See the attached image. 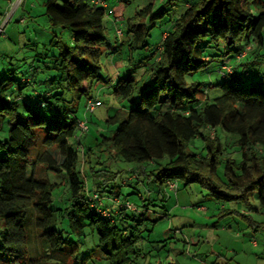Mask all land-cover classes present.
Instances as JSON below:
<instances>
[{
  "label": "trees",
  "instance_id": "16d2710c",
  "mask_svg": "<svg viewBox=\"0 0 264 264\" xmlns=\"http://www.w3.org/2000/svg\"><path fill=\"white\" fill-rule=\"evenodd\" d=\"M103 1L105 8L90 0H45L49 27L69 32V45L46 66L57 75L39 79L34 67L20 77L13 71L0 76V264H88L92 258L135 264L157 222L146 215L154 199L143 198L139 187L164 202L170 182L196 184L220 205L249 207L255 195L258 220L239 215L249 227L264 231V80L258 68H249L264 58V0L185 2L155 53L146 57V90L134 101L138 81L130 74L117 76L112 92L130 106L108 117L106 133L96 131L88 143L81 138L89 126L79 132L77 113L80 99L91 98L94 85L110 83L100 62L109 46L104 20L124 18L133 0ZM175 2L149 0L137 7L133 17L124 19L116 48L127 38L135 49ZM214 59L219 61L216 81L192 78ZM196 138L202 140L203 153L187 150ZM100 153L106 162L134 165L131 170L139 176L121 183L133 192L123 194L114 184L119 171L104 170ZM84 165L90 189L82 177ZM48 172L63 175V182H50ZM131 195H137L139 205ZM93 197H104L105 204L97 206ZM53 201L56 208H50ZM232 213L238 214L221 207L218 214ZM89 245L77 259L79 249Z\"/></svg>",
  "mask_w": 264,
  "mask_h": 264
},
{
  "label": "rangeland",
  "instance_id": "374dc122",
  "mask_svg": "<svg viewBox=\"0 0 264 264\" xmlns=\"http://www.w3.org/2000/svg\"><path fill=\"white\" fill-rule=\"evenodd\" d=\"M44 1L22 0L20 5L16 6L17 0H0V14H2L0 25L9 16L4 35H0V76L2 72L9 74L13 71L16 77H20L21 74L29 72L34 67L38 71L36 76L39 79H51L57 75L56 71L46 69V66H50L51 56L57 54L59 48L69 45V32L49 27L44 14ZM148 1L133 0L124 13V19L133 17L137 7H142ZM193 1L195 0H176L172 7H167L165 17L154 27L148 28L147 35L142 37L146 46L140 47L142 41H138L133 46L136 47L135 49H130L128 44H125L121 51H116L111 55H107L106 51L102 53L101 71L109 80L113 81L119 75L130 74L138 81V90L133 95L134 101L138 100L140 92L147 88L149 72L146 70L148 65L146 57L155 53L170 20L180 12L184 3ZM248 9L254 13L253 4ZM104 22L106 23L107 41L114 46L115 28L113 30L110 28L107 18ZM122 28L120 26V29ZM52 33H55V39L52 37ZM262 35L264 38V29ZM51 40L58 42V47L50 46ZM260 52L264 56V46ZM138 60L141 61L138 62ZM218 63L219 61L214 59L205 70L192 75V78L200 81H216L218 78L215 75V70ZM252 67L255 70L258 68L259 77L264 80V58L260 59L258 65L249 66V68ZM190 80L191 77H188L187 81ZM212 95L210 93L209 96ZM90 96L99 100L101 106L97 107L93 113L85 114L83 108L85 98L82 97L77 115L79 121L89 120V132L85 134L82 141L93 143V138L97 136L96 131L98 132L99 127V132L106 133L104 125H106L107 118L118 111L126 112L130 104L128 101L116 98L112 89L103 84L94 85ZM215 134L223 140V134L219 130H216ZM202 148V140L198 138L192 140L187 146L188 151L196 153H203ZM227 152L231 154L232 150L228 149ZM100 156H102L101 161H104L101 163L104 170L119 171L118 177L113 180L115 185L127 183L130 179L139 176L136 172H132L133 164L121 161L106 162V155L100 153ZM230 156L235 157L237 154ZM95 168L99 169L101 166L97 165ZM86 173L87 165H84L82 177L86 182V188L90 189L91 178ZM218 174L222 177V166L218 168ZM45 176L53 183L64 180L63 175L50 172ZM153 186L150 184L151 188H155ZM120 190L123 194L133 192L131 187L124 185H121ZM139 192L145 199H154L153 205L155 206L149 205L146 215L157 222L149 234L148 241L145 239L142 241L144 256L138 259L135 264H264V231L249 227L239 215L243 212L244 214L248 213L253 220H258L259 216L253 212L258 207L255 195L250 200L248 207L239 202L220 205L207 198L206 190L196 184L187 187L178 184L174 190H165L164 202H160L158 196L144 191L143 187H139ZM60 195L63 196L61 193ZM130 197H132V203L140 204L137 195ZM157 197L158 200H155ZM96 198L98 200L95 201L100 206L105 204L104 197ZM117 203V200L112 202L115 205ZM57 206L54 201L50 204V208ZM221 207L238 214L232 213L227 216L218 214ZM2 228L3 225L0 222V231ZM91 248L92 246L89 245L86 249H79L75 257L81 259ZM99 263L103 264V261L92 258L88 264Z\"/></svg>",
  "mask_w": 264,
  "mask_h": 264
},
{
  "label": "built area",
  "instance_id": "2783aa9c",
  "mask_svg": "<svg viewBox=\"0 0 264 264\" xmlns=\"http://www.w3.org/2000/svg\"><path fill=\"white\" fill-rule=\"evenodd\" d=\"M21 1L22 0H17L16 6H19ZM90 2L95 4V5L102 6L104 8L106 7V3L103 0H90ZM8 21H9V16L5 20L2 21V23L0 25V35H4V29H5V26L8 23ZM115 37L118 40H120L122 38V30L120 28H116L115 29ZM248 50H249V48H246L241 56H243ZM226 70H228V69H226ZM99 106H101V102L99 100L93 99V98H88V99H86L85 104H84V113L91 114ZM78 130H79L80 133H85V132L88 131V125H87L85 120L78 122ZM167 188L174 190V189H176V184L173 183V182H170V183H168V187ZM93 198L92 199H93L94 203H96L97 206H100L95 201V200H98V199L96 197H93ZM126 207L128 209H130V210H133V207L130 204H127ZM102 213H103V215H106V212H102Z\"/></svg>",
  "mask_w": 264,
  "mask_h": 264
},
{
  "label": "crops",
  "instance_id": "0c3cea01",
  "mask_svg": "<svg viewBox=\"0 0 264 264\" xmlns=\"http://www.w3.org/2000/svg\"><path fill=\"white\" fill-rule=\"evenodd\" d=\"M30 7V6H29ZM26 8V7H25ZM2 14H0V19H1V16ZM107 23H108V25L110 26V28L113 30L115 27H117V26H123V24L125 23V20H124V18H120V19H118V20H116V22H113V20H112V18H107ZM163 36H164V34H163ZM163 36H162V38H163ZM124 37V36H123ZM115 40H114V43L116 42V38H114ZM128 39L127 38H123V44H122V46H120L119 48H116V46H117V43H115V45L113 46L112 44H110L109 42H108V47L106 48V54L107 55H111V54H113V53H115L116 51H121V49H122V47L125 45V44H127V41ZM118 53V52H117ZM113 82H114V80L112 81V80H110V83L109 84H107V85H104L105 87H109V88H111V85H113ZM98 130H100V127L98 128ZM105 130V129H104ZM82 139V138H81ZM167 190V189H166Z\"/></svg>",
  "mask_w": 264,
  "mask_h": 264
}]
</instances>
